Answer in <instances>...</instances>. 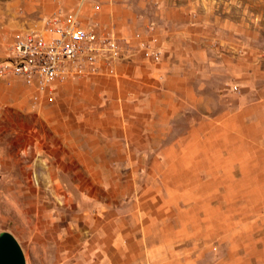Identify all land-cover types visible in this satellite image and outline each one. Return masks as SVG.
<instances>
[{
	"label": "rangeland",
	"instance_id": "obj_1",
	"mask_svg": "<svg viewBox=\"0 0 264 264\" xmlns=\"http://www.w3.org/2000/svg\"><path fill=\"white\" fill-rule=\"evenodd\" d=\"M120 1L171 3L207 27L220 63L202 111L189 106L149 152L81 151L96 107L81 78L128 57L130 41L97 19L104 0H0V62L20 32L73 18L120 54L47 86L0 77V231L26 264H107L108 245L137 252L136 264H264V0Z\"/></svg>",
	"mask_w": 264,
	"mask_h": 264
},
{
	"label": "crops",
	"instance_id": "obj_2",
	"mask_svg": "<svg viewBox=\"0 0 264 264\" xmlns=\"http://www.w3.org/2000/svg\"><path fill=\"white\" fill-rule=\"evenodd\" d=\"M96 17L131 46L128 57L81 78L85 102L96 106L84 112L90 146L81 151H107L114 144L117 151L149 152L153 137L173 135L189 106L202 111L213 88V64L220 63L218 52L205 45L204 23L171 3L161 1L141 12L134 3L104 0ZM126 248L108 245L106 263L139 262L137 252Z\"/></svg>",
	"mask_w": 264,
	"mask_h": 264
},
{
	"label": "built area",
	"instance_id": "obj_3",
	"mask_svg": "<svg viewBox=\"0 0 264 264\" xmlns=\"http://www.w3.org/2000/svg\"><path fill=\"white\" fill-rule=\"evenodd\" d=\"M12 50L13 57L0 62V77L22 75L41 86L52 84L76 62L91 64L120 56L114 37H101L74 18L25 29L14 38Z\"/></svg>",
	"mask_w": 264,
	"mask_h": 264
},
{
	"label": "water",
	"instance_id": "obj_4",
	"mask_svg": "<svg viewBox=\"0 0 264 264\" xmlns=\"http://www.w3.org/2000/svg\"><path fill=\"white\" fill-rule=\"evenodd\" d=\"M0 264H26L20 243L7 230L0 231Z\"/></svg>",
	"mask_w": 264,
	"mask_h": 264
}]
</instances>
